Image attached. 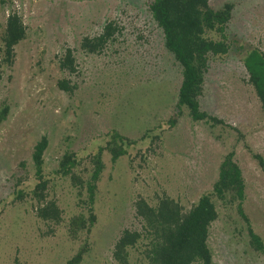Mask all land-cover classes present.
<instances>
[{
  "label": "rangeland",
  "instance_id": "obj_1",
  "mask_svg": "<svg viewBox=\"0 0 264 264\" xmlns=\"http://www.w3.org/2000/svg\"><path fill=\"white\" fill-rule=\"evenodd\" d=\"M151 0H0V35L10 11L19 13L26 37L15 46V58L0 80V200L10 202L17 178H31L32 147L48 139L43 170L50 177L49 197L63 211L64 222L52 227L38 219L28 197L9 204L0 214V264H65L80 239L67 233L68 220L81 212L68 178L52 172L66 150L81 158L77 172L86 177L90 155L115 130L130 139L146 137L112 162L102 152L105 168L97 184L96 222L87 239L89 251L81 264H114L113 243L124 228L135 229L134 202L155 205L166 194L185 209L212 189L218 167L230 151L246 181L244 211L264 240V110L248 83L241 61L251 48L264 52V0H210L217 9L233 4L227 27L231 49L213 60L205 75L201 108L224 123L193 121L185 107L171 129L181 81L180 66L164 47L161 29L152 19ZM110 20L120 27L99 53H84L82 36L101 32ZM211 37L218 35L210 32ZM66 47L74 50L77 68L63 71L58 59ZM76 84L72 92L59 79ZM219 217L210 226L208 244L215 264H264L249 243L243 219L234 207L216 203ZM143 243L129 249V264H147Z\"/></svg>",
  "mask_w": 264,
  "mask_h": 264
},
{
  "label": "trees",
  "instance_id": "obj_2",
  "mask_svg": "<svg viewBox=\"0 0 264 264\" xmlns=\"http://www.w3.org/2000/svg\"><path fill=\"white\" fill-rule=\"evenodd\" d=\"M148 9L162 31L164 47L173 55L181 72L176 112L162 129H171L176 124L182 107L187 109L193 121H204L211 125L224 123L221 118L201 108L200 98L204 92L205 75L210 63L223 59L230 52L231 41L227 35V27L233 4L226 2L215 9L210 5V0H151ZM119 32L120 27L110 20L104 24L100 33L82 36L79 47L84 53H99ZM210 32L218 37H211ZM25 37L26 25L21 15L10 11L0 35V80L2 69L10 67L14 62L15 46ZM241 61L248 74V83L264 110V52L253 47L242 56ZM58 66L69 73L76 71L73 48H65L58 59ZM57 86L66 92H72L76 88V84L65 78L59 79ZM7 112L6 105L0 109V123L6 119ZM146 137L159 139L160 134L150 135L146 131L140 138L130 139L115 130L107 133L105 144L99 145L97 151L90 155L92 167L86 177L77 172L81 158L75 151L66 150L61 155L52 174L68 178L76 190L79 205L85 210V213L76 214L67 222V233L71 239H80L82 234L84 238L83 243L65 264H81L89 251L87 237L96 222L94 204L97 184L105 168L102 152L107 150L111 161L115 162L121 155L128 153L129 146L143 141ZM47 146L46 136L35 142L31 152L33 175L24 179V183L21 178H17L12 200H0V214L9 204L28 197L35 203V216L50 225L52 232V227L60 225L64 219L62 209L48 193L51 180L43 170V156ZM253 157L263 166L261 155L253 154ZM245 189L246 181L242 169L234 152L230 151L219 164L212 189L202 193L190 208L185 209L166 194L158 197L155 205L143 197H138L134 202V216L140 222V227L124 228L120 231L111 251L114 264H129V249L140 243H143L141 253L147 264H215L208 237L211 224L219 217L217 202L225 207H234L245 223L250 247L264 257V240L253 229L250 218L244 211Z\"/></svg>",
  "mask_w": 264,
  "mask_h": 264
}]
</instances>
